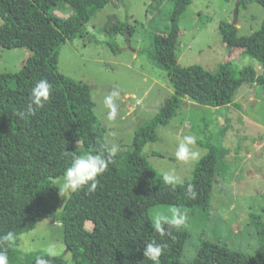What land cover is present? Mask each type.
I'll return each mask as SVG.
<instances>
[{"label":"trees","instance_id":"16d2710c","mask_svg":"<svg viewBox=\"0 0 264 264\" xmlns=\"http://www.w3.org/2000/svg\"><path fill=\"white\" fill-rule=\"evenodd\" d=\"M58 1L0 0V47L32 51L20 70L0 73V236L13 233L11 241L0 240V252L6 253L8 264H14L19 234L39 221L57 217L75 264H153L143 255L152 240L164 245L160 264H180L188 229L163 222L162 235L155 229L150 209L164 204L209 211L219 147L197 141L207 153L196 163L190 180L173 184L164 182V174L149 163L143 148L157 139L155 129L169 123L185 98L219 107L230 102L225 96L232 98L245 84L264 88V72L252 67L238 69L232 61L220 64L214 73L199 64L181 67L179 18L191 0H173L167 32L155 34L151 47L143 50L150 61L168 71L173 92L152 120L136 128L128 149L112 154V163L98 177L97 190L89 194L84 188L72 193L60 209L61 196L53 179L70 166L72 156L68 153L77 155L80 141L91 147L93 154L105 156L111 146L95 113L90 86L57 70L59 49L81 32L97 11L119 1L64 0L73 10L67 18L53 12ZM252 2L264 7V0H237L239 8ZM105 29L128 38L134 33V26L115 14L109 15ZM220 29L227 48L238 47L264 64V20L250 35H238L237 25L226 21ZM41 79L52 85L50 97L43 107L33 106L34 114H28L30 91ZM20 112L25 115L21 117ZM189 184L195 187V199L187 194ZM259 229V264H264V223ZM38 257L51 264H66L42 250L30 252L22 264H36Z\"/></svg>","mask_w":264,"mask_h":264},{"label":"rangeland","instance_id":"374dc122","mask_svg":"<svg viewBox=\"0 0 264 264\" xmlns=\"http://www.w3.org/2000/svg\"><path fill=\"white\" fill-rule=\"evenodd\" d=\"M97 11L76 36L60 46L57 70L88 84L96 103L95 113L105 128L111 148L127 150L136 128L152 120L173 88L169 73L150 61L143 50L152 45L155 34H164L169 26L173 0H118ZM59 0L53 12L68 17L72 11ZM237 0H191L179 18L178 63L181 67L199 64L210 72L232 61L236 68L252 67L264 72V64L246 56L243 50L227 48L220 29L222 21L233 23ZM134 26L131 38L105 29L109 15ZM238 35H250L264 20V7L256 2L238 9ZM1 24V18H0ZM0 73L17 72L32 51L28 47H0ZM117 92L115 120L108 119L104 98ZM139 100V104H136ZM230 101L219 107L186 102L165 126H158L157 139L148 142L143 154L160 173L170 174L178 183L193 176L196 163L208 149L197 141L213 142L219 147L217 181L211 208L204 212L173 205H156L150 215L161 224L178 209L186 213L182 227L188 229L180 264H259V225L264 223V88L245 84ZM185 136L195 138L190 148L198 151L196 161H181L175 156ZM77 156L93 153L78 142ZM115 152V153H116ZM62 176V175H61ZM53 179L58 186L60 177ZM71 195V194H70ZM61 196L60 209L69 196ZM255 217L256 219H253ZM260 222V224L257 223ZM92 228L90 222L87 223ZM56 246L58 257L75 264L73 252L64 241L63 226L57 217L39 221L18 236V254L14 264L25 263L27 255Z\"/></svg>","mask_w":264,"mask_h":264},{"label":"clouds","instance_id":"9594fccd","mask_svg":"<svg viewBox=\"0 0 264 264\" xmlns=\"http://www.w3.org/2000/svg\"><path fill=\"white\" fill-rule=\"evenodd\" d=\"M52 85L46 80L41 79L35 83L32 87L29 95V103L27 105V113L34 114L35 108L43 107L45 102L48 101ZM118 95L117 92H112L104 98V106L108 109L107 116L110 120H115L117 116V105L114 103V97ZM35 106V108L33 107ZM19 115L23 117L24 112H20ZM195 145V138L192 136H185L183 140L178 144L175 156L181 161H196L200 157L198 151H193L190 146ZM117 151L116 146H113L110 150V154L105 156L103 153H88L84 156H77L74 153H68L72 156L70 166L67 167L63 175L59 179L58 194L62 197H67L72 193H78L81 189L87 188L88 193H93L97 190L99 184L98 177L102 176L112 163V154ZM164 182L166 184H173L175 177L170 174L164 175ZM187 194L190 198L195 199L197 193L195 187L192 184L187 186ZM186 213L176 210L171 219H166V223L179 227L186 221ZM155 229L158 232L162 231L161 218H157L155 222ZM170 234V233H169ZM13 239V233L9 232L6 235L0 236V240L11 241ZM164 245L158 244L155 240L147 243L144 247L143 255L149 260L153 261V264H160L159 257L162 254ZM49 257H55L58 255L56 246H49L46 249ZM0 264H8V257L5 252H0ZM36 264H51V261L38 257Z\"/></svg>","mask_w":264,"mask_h":264},{"label":"water","instance_id":"95a60500","mask_svg":"<svg viewBox=\"0 0 264 264\" xmlns=\"http://www.w3.org/2000/svg\"><path fill=\"white\" fill-rule=\"evenodd\" d=\"M238 9H239V5H238V3H237L236 9H235V11H234V21H233V23H232V24H234V25H237Z\"/></svg>","mask_w":264,"mask_h":264},{"label":"crops","instance_id":"0c3cea01","mask_svg":"<svg viewBox=\"0 0 264 264\" xmlns=\"http://www.w3.org/2000/svg\"><path fill=\"white\" fill-rule=\"evenodd\" d=\"M66 6H68V5H66ZM56 14L60 16V14H58V13H56ZM72 14H73V10H72V11H69L67 15H68V17H69V16L72 15ZM186 99H188V98H185L184 103L186 102ZM188 100H189V99H188ZM138 101H139V100H138ZM189 101H191V100H189ZM191 102H192L193 104H195V105L197 104V103H194L193 101H191ZM136 104H137V103H136ZM198 105H199V104H198ZM213 107H214V106H213Z\"/></svg>","mask_w":264,"mask_h":264},{"label":"built area","instance_id":"2783aa9c","mask_svg":"<svg viewBox=\"0 0 264 264\" xmlns=\"http://www.w3.org/2000/svg\"><path fill=\"white\" fill-rule=\"evenodd\" d=\"M137 104H139V101H137Z\"/></svg>","mask_w":264,"mask_h":264}]
</instances>
